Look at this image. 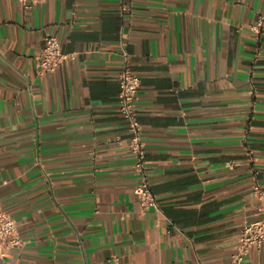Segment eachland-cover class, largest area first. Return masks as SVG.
<instances>
[{
  "label": "crops",
  "instance_id": "obj_1",
  "mask_svg": "<svg viewBox=\"0 0 264 264\" xmlns=\"http://www.w3.org/2000/svg\"><path fill=\"white\" fill-rule=\"evenodd\" d=\"M264 0H0V264H226L264 183ZM71 57L35 71L43 37ZM135 98L158 210H141L118 114ZM232 164V167H228ZM239 264H264V244Z\"/></svg>",
  "mask_w": 264,
  "mask_h": 264
},
{
  "label": "built area",
  "instance_id": "obj_2",
  "mask_svg": "<svg viewBox=\"0 0 264 264\" xmlns=\"http://www.w3.org/2000/svg\"><path fill=\"white\" fill-rule=\"evenodd\" d=\"M22 8L43 0H16ZM264 17L258 16L249 26L254 39L258 40L263 30ZM70 55L62 52L54 36L45 35L41 53L35 60L37 75L43 76L53 73L70 59ZM118 114L121 117L127 132V152L132 156L131 170L137 181L132 193L141 210H158V204L149 187L146 174L145 143L142 139V127L138 120L135 98L139 89L140 80L131 69L130 63L124 60L116 75ZM229 164L228 167H232ZM257 171H252V194L258 202V216L256 219L243 224L237 244L230 261L226 264H239L252 248L258 250L264 244V183L256 180ZM22 245L17 234L14 220L3 211L0 206V260L14 248Z\"/></svg>",
  "mask_w": 264,
  "mask_h": 264
}]
</instances>
